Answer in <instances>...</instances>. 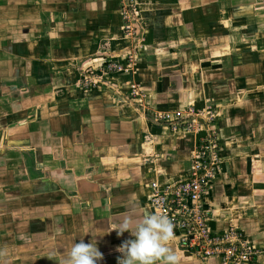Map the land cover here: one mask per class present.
Masks as SVG:
<instances>
[{
	"label": "crops",
	"instance_id": "0c3cea01",
	"mask_svg": "<svg viewBox=\"0 0 264 264\" xmlns=\"http://www.w3.org/2000/svg\"><path fill=\"white\" fill-rule=\"evenodd\" d=\"M136 4L138 44L122 0H0V264H60L80 240L118 264L135 238L111 225L157 214L152 186L184 180L201 137L155 115L190 106L217 111L211 230L239 227L264 264V0ZM137 45L132 68L103 72Z\"/></svg>",
	"mask_w": 264,
	"mask_h": 264
},
{
	"label": "built area",
	"instance_id": "2783aa9c",
	"mask_svg": "<svg viewBox=\"0 0 264 264\" xmlns=\"http://www.w3.org/2000/svg\"><path fill=\"white\" fill-rule=\"evenodd\" d=\"M136 6V0H122L123 31L129 39L138 36L134 25V16L138 13ZM138 49L139 46H136L132 54L128 55V68L119 62L110 61L104 65L105 68L102 67L103 72L116 73L132 68ZM96 84L89 76L82 81L85 88ZM132 96L145 99L136 87L132 88ZM216 118L217 111L213 112L211 107L197 110L194 106L183 111L155 115L158 123L168 125L174 132L201 137L186 178L165 187L153 185L150 201L157 214L167 216L173 222L174 239H177L180 250L203 261L217 259L220 264H250L260 255V250L239 227L231 225L219 234L213 233L210 227L206 196L221 171L219 138L216 131L210 128ZM206 124L209 125L208 129Z\"/></svg>",
	"mask_w": 264,
	"mask_h": 264
},
{
	"label": "clouds",
	"instance_id": "9594fccd",
	"mask_svg": "<svg viewBox=\"0 0 264 264\" xmlns=\"http://www.w3.org/2000/svg\"><path fill=\"white\" fill-rule=\"evenodd\" d=\"M111 231L119 236L128 232L135 238L118 247L117 251L123 254L118 264H180L179 254L169 246L175 234L173 222L167 216L146 210L139 215L126 213L120 223L111 225ZM101 260L103 255L97 244L80 240L60 264H97Z\"/></svg>",
	"mask_w": 264,
	"mask_h": 264
},
{
	"label": "rangeland",
	"instance_id": "374dc122",
	"mask_svg": "<svg viewBox=\"0 0 264 264\" xmlns=\"http://www.w3.org/2000/svg\"><path fill=\"white\" fill-rule=\"evenodd\" d=\"M137 7V6H136ZM137 9V8H136ZM137 11H138V9H137ZM137 19H138V13H137V15L136 16H134V25L136 26V31L138 32V29H137V23H136V21H137ZM139 33V32H138ZM137 40H138V37H136V43H137ZM138 44V43H137ZM140 44V43H139ZM138 46V45H137ZM211 108H212V111L214 112H216V109L213 107V106H211ZM214 129V128H213ZM217 133V132H216Z\"/></svg>",
	"mask_w": 264,
	"mask_h": 264
}]
</instances>
